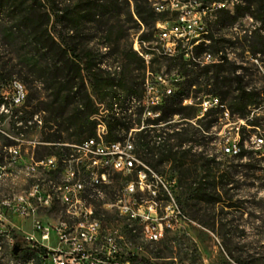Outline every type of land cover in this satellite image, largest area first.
Wrapping results in <instances>:
<instances>
[{
    "label": "trees",
    "instance_id": "trees-1",
    "mask_svg": "<svg viewBox=\"0 0 264 264\" xmlns=\"http://www.w3.org/2000/svg\"><path fill=\"white\" fill-rule=\"evenodd\" d=\"M235 6L232 13L227 10L219 15L214 34L210 35L208 48L214 55L223 53L221 61L197 66L182 57H151L150 64L161 58L168 68L180 67L184 78L181 82L174 81L178 89L155 108L159 115L143 119L142 108L135 104L130 112L134 116L127 115L126 99L139 98L142 94L143 78L134 74L133 65L144 69V62L130 43L120 41L128 36L129 28L139 31L142 24L140 43L147 42V47H151L155 23L164 16L156 14L148 0H0V38L9 49L6 54L0 53V81H8L16 74L27 86L19 119L25 123L33 114L41 113L39 141L49 143L38 145L34 156L55 155L61 162L68 148L60 144L94 137L97 122L92 117L100 115L99 121L106 128V141L125 139L134 129L132 143L139 160L156 172L162 163L170 164L169 171L176 176L170 193L179 207L182 211L194 210L193 217L200 224L215 230L217 205L220 210L235 206L230 193L231 171L215 161L214 155L202 150L191 153V150L201 147L198 136L213 139L214 129L226 115L234 122L242 121L237 132L238 148L232 155L233 159L241 160L248 154L244 133L264 128L257 112L264 102V92L254 84L248 67L223 52L227 45L232 47L238 41L216 35L217 24L232 26L239 18L250 16L256 26L243 33L245 50L251 59L263 57L264 0H241ZM126 22L132 26L124 28ZM90 31L94 35L103 34L105 41L101 46L90 44L93 35L85 37ZM111 42L124 60L118 72L103 64V58L110 54ZM200 49L201 46L195 48L194 53ZM199 94L212 99L201 117L198 103L183 104V100L194 99ZM174 116L178 117L176 121ZM190 121L196 126H183ZM11 127L15 131L12 121ZM187 142L191 143L189 149H180ZM12 143L4 141L6 145ZM245 166L254 172L259 170L253 165ZM136 170L126 176V181L136 177ZM142 170L147 172L143 167ZM95 214L101 215L96 209ZM223 227L220 220L218 236L226 253L237 263L248 264L232 255L224 241L230 234L221 231ZM127 232L136 236L130 227ZM170 240L167 236L159 240L168 253ZM16 243L22 250L21 242ZM35 252L40 254L32 250L28 256Z\"/></svg>",
    "mask_w": 264,
    "mask_h": 264
},
{
    "label": "built area",
    "instance_id": "built-area-1",
    "mask_svg": "<svg viewBox=\"0 0 264 264\" xmlns=\"http://www.w3.org/2000/svg\"><path fill=\"white\" fill-rule=\"evenodd\" d=\"M153 11L163 15L162 20L155 23L153 39L150 42L164 44V53L167 57H182L186 61L197 66L211 63L206 52L201 57L186 56V42L196 32L207 31L205 15L210 9L218 5L232 3L241 0H213L212 8H205L204 0H148ZM157 23L174 24L173 33H158ZM141 31H139L140 33ZM139 33L135 36L133 50L143 59L145 73L143 77V98L135 100V106L142 108V118H155L161 95H169L170 88L162 94L153 77L156 76L150 70L151 57L154 53H146L140 49ZM161 79L160 75H157ZM28 89L18 78L12 77L8 81H0V139L9 140L10 145H0V174H10L5 165L13 166V174L20 173L24 168H33V172L48 175V172H57L60 176V186L57 191H49L46 187V195H39V187L31 189L29 197H12L0 203V225L9 214L23 220L31 218V230L23 235L21 242L23 249L40 251V264L42 260H50V264H148L139 257L137 251L127 252L123 250L125 236L117 229L107 226V219L101 215L93 214L90 210L78 209V183L80 176H89L94 184V190L105 191L104 174H130L136 170V177L124 183L120 192H125V199H118L117 214L123 220V215H132L133 223H123L127 226L138 225L139 230H149L155 233L157 241L161 240L167 232L176 231L191 221L179 207L172 193H165L162 200L151 189L155 173L143 172L141 160L136 157L134 146L130 138L117 141H106L103 137V127H96L95 132H101V140L85 139L77 143H62L68 148L61 162L55 155H45L40 158L34 156V150L38 145L49 143L33 141L32 149L22 163L20 136L33 127L41 129L42 115L35 113L25 123L19 119L20 109L26 101ZM213 103H216L215 101ZM206 109L207 101L202 103ZM210 106V103H209ZM134 116V113H133ZM11 121L15 127L12 130ZM9 124L5 129L4 124ZM18 131V132H17ZM46 185V182H44ZM145 189L154 194V201L143 202L140 195ZM53 193L62 194V205L72 211V218H62L58 212L55 219L42 221L38 217L41 210H50L49 202ZM2 229L0 228V232ZM53 235V236H51ZM53 239L55 247H51L44 241ZM17 242V241H16ZM14 243L11 247L13 250Z\"/></svg>",
    "mask_w": 264,
    "mask_h": 264
},
{
    "label": "rangeland",
    "instance_id": "rangeland-1",
    "mask_svg": "<svg viewBox=\"0 0 264 264\" xmlns=\"http://www.w3.org/2000/svg\"><path fill=\"white\" fill-rule=\"evenodd\" d=\"M204 2L206 6L213 7V0H204ZM233 2L235 3V1ZM231 4L232 3H226V6L231 7ZM235 5L238 4L235 3ZM235 7L232 8V12ZM223 11L225 10L217 7L210 11L212 14V18L209 21V29L212 30H210V33L212 32V34H214V26L218 21L219 15ZM131 26L132 23L130 22L124 24V28ZM217 26L219 27L216 31L218 37L238 41L232 47L227 45L226 48L223 49L224 54H227L232 60L248 67L249 72L252 73L251 78L254 84L264 92V56H257L259 57L258 60L251 59L250 54L245 50L247 46L243 40V33L252 30L254 26H256L254 20L250 18V16H244L239 18L232 26L229 24H217ZM143 29L144 26L140 24L139 31ZM139 31L129 28L128 36L121 39L120 43H130L133 49L134 39ZM91 35H93L91 38V45H96L98 43V45L101 46V43L105 41L103 34L98 33L94 35L93 31L86 32L85 37H90ZM141 45L146 53H149L148 51H150L152 53L154 52L155 56H158L155 51H152V47L155 46V44H152L151 47H147V42L142 43ZM110 47V54L103 58V64L107 66L110 65L113 70L118 72L124 65V60H122L114 42H111ZM104 50L105 49H102V51ZM8 51L9 49L3 45L0 38V53L6 54ZM220 55H223V53ZM133 67L135 68L134 74L138 77L142 76L143 78L145 69H139L137 64H134ZM150 70L156 75L152 79L156 82L157 87L162 94H165L164 90L166 88H170L172 92L176 91L178 85L174 81L181 82L184 78V76L180 74V67L174 66L168 68L167 63L161 58H158L157 61L150 64ZM157 75L161 76L160 80ZM13 77L17 78V75L13 74ZM139 79L140 78L137 80L139 81ZM129 101L130 97L126 99V105L133 112L132 105L134 104ZM203 101H207L208 106L209 103H212L210 96L199 94V96L194 99L188 98L183 100V104L198 103V114L199 117H201L206 110L202 104ZM130 110L127 111V115L132 118L133 113H130ZM257 112L259 117H261V122L264 123V102ZM98 117L100 118V115H97V124L104 126V124L99 121ZM177 119L178 117L174 116V121ZM97 124L96 127H98ZM240 124H242V121L234 122L227 119V116L225 115V118L221 119L218 127L214 129V131H216L215 134L212 133L214 138L207 140L202 138V136H198V139L201 142V147L199 149L192 148L191 150V153L202 150L206 151L204 153H207L209 156L214 155L215 161L220 162V165L227 166L231 171L233 182L231 184L232 188L230 193L232 195V203L235 206L231 208H222V210H220V206L217 205V223L215 230L212 231L200 224L193 217L194 210H184V214L191 222L176 231L167 232L165 234V236L171 239L169 242L170 252L168 253V251L165 250L164 245L159 243V241L141 240L137 236L128 234L123 225L126 221L118 216L117 210L113 207H103L101 204L102 202H94L95 209L101 213V216H105L107 219V226L111 229H117L124 234V251H137L139 257L145 260L148 264H239L226 253L222 238L218 236V233H220L221 220V223L224 224L221 231H224L225 233L229 232L230 234V236L225 238L224 241L231 249L232 255L248 264H252V261L254 260L256 261V264H264V128H259L255 132L251 131L244 133V146L248 151V154L241 160H237L233 159L232 155L238 148L237 143L239 141V135L237 132ZM183 126L190 128V126L194 127L196 125L193 121H190L188 125L184 124ZM4 128H9L7 122L4 124ZM133 130L134 129L130 130L126 135V138H130L131 141ZM105 135L106 130H104L103 136ZM40 137L41 132L35 127L31 130L25 131L20 136L21 155L23 157L21 160L22 163L32 149V142L38 141ZM3 142L4 140L0 139V145ZM190 145L191 143L187 142L186 144H182L180 149H189ZM36 149H38V146H36ZM143 163L147 172H150L151 169L156 175L154 180L150 177L147 178L152 184L151 189H154L156 195L164 200L165 193H167V191L170 192L172 187L174 188L176 182L175 173L169 171L170 164L162 163L159 167V172H156L150 166H147L148 164H146V162ZM199 164L203 163L199 162ZM245 165H253L259 170L254 172L253 169L247 168ZM5 166L6 171L10 172V174H0V200L6 198L11 199L19 194H27L35 182H38L41 185H44V182H46L47 186L48 180H58L56 173L44 175L43 179V173L37 172L32 176L29 173V169L24 168L22 172L13 174V166ZM127 175L129 174H116L113 177L111 175V184L107 189L109 200L113 199L115 194L121 193L120 191L126 182ZM173 193H176V190H174ZM140 195L143 196V199L154 197V194L148 192L147 189H145ZM49 209L50 210H41L39 213H45L47 216L42 215L38 218L44 222L47 220L51 221V219L56 218L58 212L60 217L64 218L61 206L56 205ZM209 214L210 213H208V215ZM132 226L135 227V225ZM129 227L130 226H127L128 229ZM0 228L2 229L0 232V264H40L38 253L35 252V254L28 256V251L34 249H22L16 254H12L11 250L12 245L16 243V241L21 240L23 235L30 232L31 218L23 220L15 215L9 214L6 216L5 221L1 222ZM44 243H47L51 247L56 246V242L53 239L44 241Z\"/></svg>",
    "mask_w": 264,
    "mask_h": 264
},
{
    "label": "bare ground",
    "instance_id": "bare-ground-1",
    "mask_svg": "<svg viewBox=\"0 0 264 264\" xmlns=\"http://www.w3.org/2000/svg\"><path fill=\"white\" fill-rule=\"evenodd\" d=\"M235 3L238 4L239 1H235ZM235 3L233 2V6L231 4V7H227L226 3H225L223 5H218L217 8H221L225 11L229 10L232 12V8L235 6ZM205 8H211V7H208L205 5ZM211 10L212 9L208 10L207 14L205 15V26H207V31L194 33V35L190 36L189 42H186V56L201 57L202 53L206 52L210 57V62H219L222 59L221 58L222 55H220L222 53H220L219 55H214L211 52V50L208 48V45H209L210 39H211L210 35L212 34V32L210 33L211 29H209L210 28L209 27L210 26L209 21L212 18V14L210 13ZM157 32L158 33H173L174 32V24H172V23H157ZM200 46H201V49L198 50L197 53L196 52L194 53L195 48L200 47ZM140 49H142L141 43H140ZM152 51H155V53L160 57H167V53H164V44L162 42H155V46L152 47ZM148 52L150 53V51H148ZM171 92H172V90L170 89V93ZM166 96L167 95H161L160 96V104L163 103V100ZM142 98H143V93H142L141 97H139V99H142ZM135 100H136V98L131 97L129 102H131L132 104H135ZM159 113H160V111L158 110V115H159ZM92 118L97 119L96 116H94ZM97 125H98V127H103V134H104V130H106L105 127L101 124H97ZM89 139L101 140V132H96V135L94 137L89 138ZM142 167L144 168L143 164H142ZM28 169H29L30 175H32V176H34L37 173V172H33V168H28ZM49 173H56L58 180H55V181L52 179L48 180L47 186L41 185L40 183L35 182L31 186V188L27 194H19L15 197H29V196H31V189H33L34 185H36V187H39V195H46V187L48 188L49 191H57L58 187L60 186V176L57 172H48V174ZM111 175L112 174H104V182L109 183V184L105 185V191H101V192L94 190V184L90 180L89 176H80V183H78V209L90 210V208L93 207V214H95L94 202L99 201V202H102L101 204L103 205V207H105V208L113 207L115 210H117L118 199H125V192L115 194V196L111 200L108 199L107 189L111 184ZM6 199L0 200V203L4 202V200H6ZM152 201H154V197H152L150 199H143V202H152ZM56 205L61 206L64 218H72V211L67 207V205H62V194L61 193H53L52 201L49 202V208H52ZM123 219L126 221V223H133V216L132 215H123ZM130 228L132 229V233L135 234L137 237H139V239H141V240L157 241L156 234L149 232V230H139L138 225H135V227L131 225ZM39 257H40V254H39ZM42 264H50V260H42Z\"/></svg>",
    "mask_w": 264,
    "mask_h": 264
},
{
    "label": "water",
    "instance_id": "water-1",
    "mask_svg": "<svg viewBox=\"0 0 264 264\" xmlns=\"http://www.w3.org/2000/svg\"><path fill=\"white\" fill-rule=\"evenodd\" d=\"M18 251H19V246L17 244H15L13 247V253L16 254V253H18Z\"/></svg>",
    "mask_w": 264,
    "mask_h": 264
}]
</instances>
